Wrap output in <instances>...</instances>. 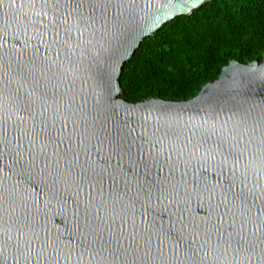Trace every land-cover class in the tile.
<instances>
[{
  "label": "water",
  "instance_id": "water-1",
  "mask_svg": "<svg viewBox=\"0 0 264 264\" xmlns=\"http://www.w3.org/2000/svg\"><path fill=\"white\" fill-rule=\"evenodd\" d=\"M212 0H0V264H264V54L129 102L141 42Z\"/></svg>",
  "mask_w": 264,
  "mask_h": 264
},
{
  "label": "trees",
  "instance_id": "trees-1",
  "mask_svg": "<svg viewBox=\"0 0 264 264\" xmlns=\"http://www.w3.org/2000/svg\"><path fill=\"white\" fill-rule=\"evenodd\" d=\"M263 54L264 0H212L141 42L123 65L121 96L187 100L229 61L246 64Z\"/></svg>",
  "mask_w": 264,
  "mask_h": 264
}]
</instances>
